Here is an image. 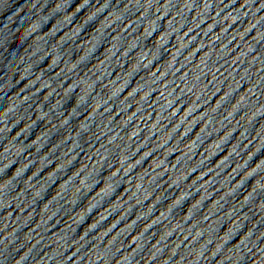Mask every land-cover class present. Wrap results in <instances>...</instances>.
I'll return each instance as SVG.
<instances>
[{
  "label": "water",
  "instance_id": "1",
  "mask_svg": "<svg viewBox=\"0 0 264 264\" xmlns=\"http://www.w3.org/2000/svg\"><path fill=\"white\" fill-rule=\"evenodd\" d=\"M0 264H264V0H0Z\"/></svg>",
  "mask_w": 264,
  "mask_h": 264
}]
</instances>
